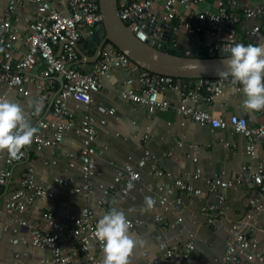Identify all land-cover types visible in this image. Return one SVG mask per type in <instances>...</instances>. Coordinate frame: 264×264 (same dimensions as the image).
<instances>
[{
  "label": "built area",
  "instance_id": "obj_1",
  "mask_svg": "<svg viewBox=\"0 0 264 264\" xmlns=\"http://www.w3.org/2000/svg\"><path fill=\"white\" fill-rule=\"evenodd\" d=\"M60 1L66 4L67 11L54 7L52 0H10L6 13L0 17V84L28 95L29 91L25 89V84L30 80L37 64L42 62L44 68L41 75L44 81L39 87L43 90L40 103L52 104L51 117H44L41 120L39 116L42 115V109L39 113L32 110L26 116L27 121L40 119L37 125L38 131L32 143L25 146L16 157L7 155L5 158L6 166L0 171L1 188L7 186L13 178V169L29 159L31 152L54 149L65 140L69 132L75 131L85 134V147L81 152V165H76L73 153L68 154L69 165L71 168L80 169L82 181L76 185L74 179L65 181L59 178L56 182L59 185L72 186L71 192L75 195L88 197L94 193V181L98 174L93 148V143L98 139L96 122L87 119L77 127L69 106L73 99L90 103L93 95L102 88L101 80L109 77L115 69H123L131 75L126 81L127 89L121 91L122 98L142 104L150 114L159 109L174 107L184 118L200 125H210L214 129L231 128L248 140L246 153L250 158L257 157L255 142L260 143L264 148V126H252L247 118L239 115H232L229 119L220 118L210 109V104L225 90L242 92L241 86L233 84L230 76L187 80L154 74L139 67L111 43L104 46L100 59L90 71L78 68L76 63L80 56L74 44L78 45L84 38L93 37L97 27L103 24L99 0ZM201 1L119 0L120 17L135 33L138 40L158 49L166 48L169 42H164L157 36L158 32H163L160 28L161 23H172L171 33L177 36L182 29L194 33L203 25L215 28L227 22L230 37L228 42L209 44V53L220 49L228 51L235 42L255 44L264 38V23L253 26L244 41L237 38L239 17L232 14L229 9V5L234 6L235 0H219L217 13L198 11L196 6ZM26 3L36 7L33 18L28 21V33L24 38L27 51L13 60L16 43L20 39V31L14 24L13 17ZM179 6H183L186 12L181 13ZM245 17L253 20L261 18L264 21V3L248 9ZM155 21H158V24L154 34L151 35L150 25ZM63 40L62 52L57 54V48ZM172 42L176 47L178 43L175 37ZM60 75L63 76L64 83L61 91L56 95L57 77ZM135 80L139 84L137 90L132 88ZM168 93L178 95L176 105L169 100L161 99ZM114 112L111 110L108 114L113 115ZM105 123V119L101 121V124ZM179 146H182V143ZM52 163L56 164V161L53 160ZM147 163L152 165V175L159 177L167 175L172 178L173 183L167 191L170 196H174L173 200L167 197L153 198L154 203L147 210L161 226L167 225V215L172 214L174 219L167 226L176 227L184 221L183 202L178 194L200 196L203 192L177 175L166 174L156 157L145 147L144 157L137 166L125 165L117 172L110 184L101 185L103 195L96 207L86 206L68 216L71 223L69 228L58 221L54 212L35 208L37 201L45 202L54 197L55 190L39 183L35 168L27 167L18 181L17 189L7 195L3 203L4 209H0V218L7 211L12 215V222L26 230L25 235L13 238L11 242L14 245L48 250L51 258L46 259L45 262L51 260L54 264H101L103 251L102 242L96 237L97 222L105 212L111 210L112 204L130 198L131 192L135 189L143 190L141 185L144 177L141 168ZM192 177L194 180L200 179L201 171L198 170ZM246 180L255 183L256 194L248 200L249 210L246 214L240 221L233 222L229 226L224 254L216 259L214 264L264 262V255L259 251V240L253 234L257 225L256 215L264 217V161H261L257 171H251L248 166L241 169L238 173V182L243 183ZM130 184L131 188H129ZM206 184L218 199V204L210 207L213 214L209 224H215V218L221 217L225 203V197L219 190L224 186L232 187L234 183L216 177L207 179ZM159 189L163 190L164 186ZM129 222L130 230L143 224L141 220H129ZM2 240L3 235L0 233V249ZM70 247L76 249L78 256L71 254ZM160 248L164 252L163 259L151 260L149 253L146 252L144 256L148 258L147 264H188L196 248V236L191 232L188 240L182 245L162 242ZM15 258L18 260L19 256L16 255Z\"/></svg>",
  "mask_w": 264,
  "mask_h": 264
},
{
  "label": "crops",
  "instance_id": "obj_2",
  "mask_svg": "<svg viewBox=\"0 0 264 264\" xmlns=\"http://www.w3.org/2000/svg\"><path fill=\"white\" fill-rule=\"evenodd\" d=\"M10 0H0V17L6 13ZM219 0H202L197 4L198 11L218 12ZM264 3V0H235L234 6L229 5L230 12L239 17L237 23V38L244 41L253 26L264 23L263 19H247L245 13L248 9ZM54 7L67 11V6L60 0H52ZM36 7L26 3L13 17V22L20 31V39L16 43L13 60L24 55L27 51L24 38L28 33V21L35 14ZM181 13H185V8L179 6ZM220 41L228 42L229 25L227 22L221 23ZM177 40L174 47L173 38ZM171 49L186 50L188 53H209L208 44L205 38L196 31L188 33L183 29L175 36L170 34L168 39ZM64 40L61 42L63 43ZM99 41L91 38H84L79 44V48L87 56H93ZM62 52V45L57 48V54ZM100 59V58H99ZM81 57L76 63L78 68L90 71L96 63H82ZM44 64L39 62L31 73L30 80L25 84L28 95L20 93L18 90L9 89L0 84V96L15 100L21 103L25 110V116L34 110V105L38 102L41 105L42 115L51 117L52 104L50 102L41 104L40 96L43 90L40 85L44 81L41 73ZM131 75L123 69H115L109 77L101 80V90L94 94L90 103H84L78 99H73L69 106L74 115L76 126L83 121L93 119L96 122L98 139L93 143L95 151V161L97 164V177L94 181V193L88 197L72 194V186L57 184L59 178L68 181L74 179L76 185L82 181L79 168H71L69 153L75 155V163L81 165V152L85 147L86 136L84 133L71 131L65 140L54 149H44L41 152L34 151L30 158L13 169V178L7 186L0 187V209H4V201L7 195L16 190L18 181L31 166L35 168L36 179L39 183L54 189V197L45 202L37 201V210L52 211L58 221L65 227H71L69 215L74 214L79 209L92 206L96 207L98 200L102 197L101 185L110 184L117 172L127 164L137 166L144 157L145 147L159 161L161 169L166 173L181 177L186 183L201 189L200 196H188L179 193L178 196L183 202L184 221L176 227H168L173 221L172 214L167 215V225L161 226L155 217L148 212L145 204V197H167L173 200L174 196L168 194V189L173 183L172 178L165 175L163 177L151 174V163H147L141 168L144 180L143 190L135 189L131 192V197L120 200L112 204V208L125 212L128 220H141L142 225L130 230L131 236L144 241L143 246H138L131 256V264H147L148 258L144 253H149V259L162 260L164 252L160 244L165 242L169 245H182L189 234L193 232L196 236V248L191 254L188 264H214L225 251L228 228L233 222H238L249 210L248 200L255 196L257 187L252 180L243 183L238 182V173L244 166L250 167L251 171H257L261 161H264V148L260 143L255 142L257 157L250 158L246 153L248 140L235 133L231 128L214 129L210 125H200L184 118L174 107L159 109L152 114L142 104L127 101L122 98L121 91L127 89L126 81ZM57 77L58 88H61ZM132 88L139 89V84L135 80ZM176 93H168L161 97L169 100L173 105L178 103ZM243 92L227 89L210 104L211 111L220 118L229 119L232 115H239L247 118L252 126H264V111L250 112L243 107ZM33 102V107H29V102ZM114 110L113 115L108 112ZM40 119H30L29 122L37 127ZM105 124H101L102 120ZM146 138V140H145ZM182 143V146L179 144ZM196 147V148H194ZM7 152H0V171L6 166L5 158ZM55 160L56 164L52 161ZM201 171L202 177L193 179V175ZM221 178L224 181H232V187H222L219 192L225 197L221 217H216L215 224H209L212 216L210 207L218 204V199L209 190L206 184L207 179ZM164 186L163 190L159 188ZM5 188V189H4ZM4 190V191H3ZM100 212L99 209H97ZM107 211V208H105ZM27 217V215H25ZM257 225H255L254 236L259 240V251L264 255V217L256 215ZM11 213L5 211L0 218V233L3 235L0 249V264H54L48 250L33 249L22 245H14L13 238L23 236L26 230L12 222ZM7 226V230L5 227ZM166 228V230H165ZM71 254L78 256L76 249L70 247ZM19 258L16 260L15 256ZM244 261V257L242 259ZM254 264H264L254 263Z\"/></svg>",
  "mask_w": 264,
  "mask_h": 264
},
{
  "label": "clouds",
  "instance_id": "obj_3",
  "mask_svg": "<svg viewBox=\"0 0 264 264\" xmlns=\"http://www.w3.org/2000/svg\"><path fill=\"white\" fill-rule=\"evenodd\" d=\"M227 53V59L222 61L226 70L217 75L230 76L233 84L241 86L246 110L264 111V44L235 42ZM29 107H33V102H29ZM34 111H41L38 102L34 105ZM37 131V127L26 120L21 103L0 96V152L6 151L9 156L16 157L32 143ZM153 203L152 197H145V204L149 208ZM96 237L102 242L101 264H131L135 249L144 244L142 239L131 236L130 222L125 212L115 208L99 218Z\"/></svg>",
  "mask_w": 264,
  "mask_h": 264
},
{
  "label": "water",
  "instance_id": "obj_4",
  "mask_svg": "<svg viewBox=\"0 0 264 264\" xmlns=\"http://www.w3.org/2000/svg\"><path fill=\"white\" fill-rule=\"evenodd\" d=\"M99 4L103 15V24L97 27L96 34L91 37V39L98 40L99 45L96 48L95 54L90 57L83 53L77 44H74L81 57L80 62H97L101 57L104 46L107 43H111L139 67L154 74L195 80L219 78L221 76L217 74L226 70V66L222 61L227 59L228 51L220 49L209 53L207 57H196L195 53H188L186 50H179L176 54H172L166 51L165 48L158 49L138 40L127 23L121 19L119 0H99ZM157 24L158 21H155L153 25H150L149 32L151 35L154 34ZM160 28L163 32H158L157 36L161 37L164 42H168L173 24L161 23ZM197 32L205 38L208 45L221 40L219 27L211 28L203 25ZM259 43L264 44V38ZM63 44L64 42L61 43L62 47ZM58 79L61 88L56 95L61 91L64 83L62 75Z\"/></svg>",
  "mask_w": 264,
  "mask_h": 264
},
{
  "label": "trees",
  "instance_id": "obj_5",
  "mask_svg": "<svg viewBox=\"0 0 264 264\" xmlns=\"http://www.w3.org/2000/svg\"><path fill=\"white\" fill-rule=\"evenodd\" d=\"M169 43V42H168ZM168 43L166 44V48H165V50L166 51H168V52H170V53H172V54H176L177 53V50H175V49H171L170 47H169V45H168ZM195 56L196 57H207L206 55H204V54H202V53H195ZM30 155H32V152L30 153ZM5 189V188H4ZM4 191V190H3Z\"/></svg>",
  "mask_w": 264,
  "mask_h": 264
},
{
  "label": "rangeland",
  "instance_id": "obj_6",
  "mask_svg": "<svg viewBox=\"0 0 264 264\" xmlns=\"http://www.w3.org/2000/svg\"><path fill=\"white\" fill-rule=\"evenodd\" d=\"M204 55L208 56V55H209V53H204Z\"/></svg>",
  "mask_w": 264,
  "mask_h": 264
}]
</instances>
